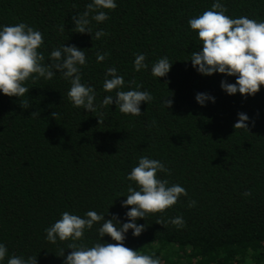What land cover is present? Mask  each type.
<instances>
[{"label": "trees", "instance_id": "trees-1", "mask_svg": "<svg viewBox=\"0 0 264 264\" xmlns=\"http://www.w3.org/2000/svg\"><path fill=\"white\" fill-rule=\"evenodd\" d=\"M91 2L0 0V30L23 22L40 31L45 66L52 63L50 53L64 45L85 52L81 82L94 88L97 106L95 113L73 106L70 81L59 72L51 80L29 78L22 98L0 91V243L7 248L0 264L12 256L64 264L72 241L51 243L45 229L65 211L85 218L92 210L105 219L118 216L121 226L128 222L131 206L122 201L129 186L139 188L127 176L142 156L161 161L171 174L158 172V178L168 186L179 184L188 195L163 213L136 220L145 229L139 236L129 229L126 247L158 257L160 264H264V85L255 96L229 95L221 82L236 83L235 76L203 75L190 60L203 45L188 21L211 10L216 0H115V10L102 9L106 21L89 17L93 35L107 33L98 40L74 31L73 15ZM219 2L231 18L264 22V0ZM98 52L109 55L98 63ZM137 54H145L148 64L139 72ZM163 57L171 70L155 77L152 66ZM109 67L125 80L120 90L152 94L150 103H141V115L121 113L115 103L100 107L106 96H115L103 89ZM197 93L215 102L201 105ZM166 98L173 100L169 109ZM21 99L30 107H21ZM241 112L249 117V130L234 127ZM246 191L251 195H243ZM190 201L195 206L189 207ZM178 216L183 228L170 223ZM103 222L86 229L76 243H116L108 235L99 237Z\"/></svg>", "mask_w": 264, "mask_h": 264}, {"label": "clouds", "instance_id": "clouds-1", "mask_svg": "<svg viewBox=\"0 0 264 264\" xmlns=\"http://www.w3.org/2000/svg\"><path fill=\"white\" fill-rule=\"evenodd\" d=\"M117 4L115 0H92L86 5V11L79 15H73L75 24L74 31L79 33L92 34L93 40H98L107 35L101 29L93 35L89 27L91 20L102 23L109 19L107 12L102 9L115 10ZM228 9L216 0L211 10L205 11L198 17L191 18L188 23L192 30L198 31L199 39L202 41V50L191 53L193 67L203 75L214 73L235 76L236 83L221 82V87L229 95L239 92L245 97L255 96L264 85V22H257L248 17L231 18L226 15ZM94 13V14H93ZM60 31H64V25L60 26ZM44 44L43 34L35 30L26 23L16 25H5L0 30V91L8 96L24 97L29 89L24 86L25 82L31 79L43 77L51 80L56 72L70 81L71 87L67 93L68 99L73 106L86 109L95 113L97 106L94 104L96 93L93 87L81 82L82 73L80 66L87 64L85 52L75 45H64L62 48L54 49L50 53L51 64L45 66L44 55L38 49ZM108 53H97V62H102ZM145 54H137L134 61V69L139 72L147 69ZM172 63L167 57L160 58L152 66L151 72L155 77H164L171 70ZM106 79L103 89L106 92L115 91V96H106L100 107L116 104L121 113L139 116L142 114L141 103H150L153 96L150 92L140 90H120L125 85V80L117 74L115 67H109L105 73ZM107 77H111L110 79ZM135 84V80L129 81ZM137 89L142 85H136ZM196 100L199 104L205 105L206 101L215 102V97L207 93H197ZM21 107H30L28 101H20ZM165 106L169 109L173 105V100L166 98ZM40 113L32 112L31 115ZM51 115L58 121V113ZM102 115L99 122L102 123ZM239 119L235 123V129L249 130V125L245 123L249 120L247 114L241 112ZM254 126V121L252 122ZM158 172L171 174L161 161L150 159L147 156L139 158L138 166L134 167L127 179L134 181L139 190L129 186L127 199L122 201L124 207L131 206L126 212L128 222L120 224L118 216L112 219H105L103 214L96 211H87L85 218L79 215L70 214L65 211L62 218L57 220L52 226L46 228V239L51 243L69 241L72 243L67 248L72 251L66 256L64 264H160L158 257L141 254L136 250L126 247L124 241L125 233L129 229L133 230L134 236H139L145 229V225L135 223L140 218H146L149 214L163 213L176 205L181 196H187L186 189L179 184L169 185L168 180L160 179ZM243 195L250 196L251 191H246ZM195 201H190L189 207L195 206ZM104 221L97 229L99 237L105 235L111 237L116 243H100L97 241L94 246L88 247L82 241L85 230L92 229L93 225ZM166 227L161 221H156ZM170 223L177 228H183L185 221L182 217L171 219ZM7 248L0 243V261L5 259ZM60 256H64V251ZM7 264H37V257L12 256Z\"/></svg>", "mask_w": 264, "mask_h": 264}]
</instances>
